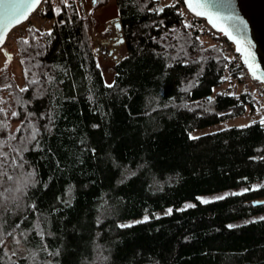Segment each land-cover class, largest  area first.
Returning a JSON list of instances; mask_svg holds the SVG:
<instances>
[{
	"label": "trees",
	"instance_id": "obj_1",
	"mask_svg": "<svg viewBox=\"0 0 264 264\" xmlns=\"http://www.w3.org/2000/svg\"><path fill=\"white\" fill-rule=\"evenodd\" d=\"M58 4L15 41L24 88L0 68V264H264V124L190 135L254 112L256 93L216 91L225 54L160 0H115L107 83L90 19Z\"/></svg>",
	"mask_w": 264,
	"mask_h": 264
},
{
	"label": "built area",
	"instance_id": "obj_2",
	"mask_svg": "<svg viewBox=\"0 0 264 264\" xmlns=\"http://www.w3.org/2000/svg\"><path fill=\"white\" fill-rule=\"evenodd\" d=\"M60 0H42L41 4L36 10L21 24L12 28L6 36V40L1 48L5 52H10L9 48L17 38H19L24 32L29 29L37 28L41 31H46L51 28L52 21L47 16L48 6L55 7V3ZM73 0H67L72 2ZM81 12L84 16L90 19V14L87 10V0H76ZM114 1V0H113ZM161 2L167 1L166 3L174 5L177 10L182 13L184 19L189 27L190 32L193 36H203L209 38L213 43L225 54L227 57V73L225 75V84L227 85L224 91L226 93L236 92L238 86L242 85L245 92H254L260 99V103L264 106V84L257 82L248 70L247 65L244 62L243 57L237 51L234 44L228 39V37L220 31L215 30L209 22L202 16H196L186 6L184 0H160ZM51 24V25H50ZM116 20L106 23L104 28L112 31L111 38V55L117 54L120 46H116V40L118 39V32L115 28ZM93 44L99 48L100 42H102L101 35L94 31L91 37ZM122 59V58H121ZM120 59V60H121ZM120 60L117 62L119 63ZM255 113V112H254Z\"/></svg>",
	"mask_w": 264,
	"mask_h": 264
},
{
	"label": "rangeland",
	"instance_id": "obj_3",
	"mask_svg": "<svg viewBox=\"0 0 264 264\" xmlns=\"http://www.w3.org/2000/svg\"><path fill=\"white\" fill-rule=\"evenodd\" d=\"M87 1H88L87 10L90 14V21H91V26H92L90 39L93 36L94 31L99 33L101 35V38H102V42L98 43L99 48H97L93 44L92 39H91L92 49H93L95 57L99 63V66L103 70L105 81L107 83H111V81L113 79V74H114V65L117 64V62L123 57V54H124V50H123L124 46H120V48L117 51V54L111 55L110 51H111L112 31L109 29L106 30L104 28L105 27L104 25L106 23H108L110 21H115V20H113V18L115 16H117L118 12H117V8L115 6V0L114 1L113 0H102V1L107 2V5L100 6L99 8H95L93 6L92 0H87ZM166 2L167 1H163L162 3L168 4ZM57 8L60 9L58 2L55 3L54 15H55V20L60 21L62 19L61 9H60V13L57 14V12H56ZM104 42H107L109 45L105 46L103 44ZM9 48H11L10 52H9L11 55V57H10L11 60H8L6 58L4 50H0V68L2 66L7 65L9 70L15 76L19 87L24 88V86H25L24 72H23V67H22L20 58H19V56L17 54V50L15 48V43H13V45H11ZM226 87H227V85L224 84V85L218 87L216 89V91H218L220 89L224 90V89H226ZM236 91H244L242 85L238 86ZM254 112L248 111L247 113H245L241 116L229 118V119L222 121L218 124L196 130V131L192 132L190 135L192 137H199V136H203V135H207V134L220 132L222 130H226V129L233 128V127H245V126H248V125H250L256 121L264 120V106H262V105L258 106ZM260 186H261V184H255L253 186V188L256 189V188H259ZM244 191H245L244 188L231 190V191H225V192L215 194V195L201 196L199 198V200L201 202L202 201H212V200L220 199L221 197L222 198L226 197L228 195L240 194ZM259 201H264V198L260 199ZM186 205H194V203H186L184 205V208H188V207H186ZM166 214H169L168 210L165 212L158 213L157 216H162V215H166ZM135 222H137V221L130 222V223H128V225L134 224Z\"/></svg>",
	"mask_w": 264,
	"mask_h": 264
},
{
	"label": "water",
	"instance_id": "obj_4",
	"mask_svg": "<svg viewBox=\"0 0 264 264\" xmlns=\"http://www.w3.org/2000/svg\"><path fill=\"white\" fill-rule=\"evenodd\" d=\"M97 2L98 0H92L93 6H96ZM206 2L209 4V8L206 11L218 17L217 23L232 34L233 39H230L229 36L226 35L228 39L234 44L236 48L237 44L235 43V40H239L246 51L250 54V62H253L255 66H258L259 73H264V0H206ZM34 11H32L28 17ZM228 16H239L246 25V31L236 32L232 27L233 21L226 19ZM202 17H204L209 22L207 16ZM26 19L16 25H13L6 33H3V40L0 42V49L2 48L9 31L15 26L23 23ZM209 24L212 26L210 22ZM115 28L118 32V39L116 40L115 44L116 46H123L125 44V38L122 32L121 23L118 18L116 19ZM214 29L219 31L217 28ZM222 33L225 34L224 32ZM239 53L245 60L244 54L241 52ZM252 58H254V60ZM255 80L264 84V82H261L260 80ZM259 202L264 201H257L256 203Z\"/></svg>",
	"mask_w": 264,
	"mask_h": 264
},
{
	"label": "snow or ice",
	"instance_id": "obj_5",
	"mask_svg": "<svg viewBox=\"0 0 264 264\" xmlns=\"http://www.w3.org/2000/svg\"><path fill=\"white\" fill-rule=\"evenodd\" d=\"M40 2L41 0H0V42H2L3 40V33H6L13 25H16L26 19L28 15L32 11H34L35 8L40 4ZM62 2H64L67 6V0H62ZM185 3L188 9L193 12L196 16H207V19L214 28H217L219 31L224 32L225 35H228L230 39H233L232 34L227 29L221 27L220 24L217 23L218 17L206 11L209 8V4L206 2V0H185ZM157 11H163V9H157ZM56 12L57 14H59L60 9L57 8ZM226 19L233 21L232 27L236 32L246 31V25L239 16H228L226 17ZM186 27H192V25L186 24ZM30 31H32V29H30ZM48 34L50 35V33ZM22 42L27 43V41ZM235 43L237 44V51L244 54V62L248 66L253 78L264 82V73H259L258 66H255L253 62H250V54L246 51V49L239 40H235ZM252 59L254 60V58ZM25 90L26 89H21V91ZM2 111L3 109H0V112ZM13 115H16V113H13ZM261 123L264 124V120H262ZM33 138H35V132H33ZM202 202L208 203L209 201ZM193 206L194 205H186V207ZM168 213L171 214V209L168 210ZM145 219H147V217H145ZM121 227H130V225H121ZM16 242L18 243L19 241Z\"/></svg>",
	"mask_w": 264,
	"mask_h": 264
},
{
	"label": "crops",
	"instance_id": "obj_6",
	"mask_svg": "<svg viewBox=\"0 0 264 264\" xmlns=\"http://www.w3.org/2000/svg\"><path fill=\"white\" fill-rule=\"evenodd\" d=\"M118 17L117 16H115L114 18H113V20H116ZM105 46H107V45H109L107 42H104L103 43Z\"/></svg>",
	"mask_w": 264,
	"mask_h": 264
}]
</instances>
